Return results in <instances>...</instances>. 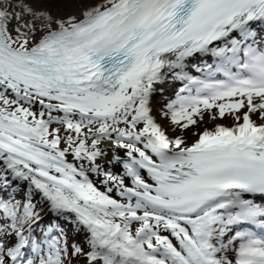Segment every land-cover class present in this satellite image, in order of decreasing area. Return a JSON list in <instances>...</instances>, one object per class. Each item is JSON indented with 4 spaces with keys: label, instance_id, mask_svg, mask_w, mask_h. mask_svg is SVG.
Returning <instances> with one entry per match:
<instances>
[{
    "label": "snow or ice",
    "instance_id": "obj_1",
    "mask_svg": "<svg viewBox=\"0 0 264 264\" xmlns=\"http://www.w3.org/2000/svg\"><path fill=\"white\" fill-rule=\"evenodd\" d=\"M0 264H264V0H0Z\"/></svg>",
    "mask_w": 264,
    "mask_h": 264
}]
</instances>
